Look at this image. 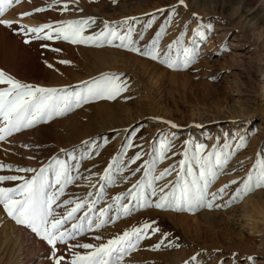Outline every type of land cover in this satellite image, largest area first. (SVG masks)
I'll return each mask as SVG.
<instances>
[{
  "label": "rangeland",
  "instance_id": "rangeland-1",
  "mask_svg": "<svg viewBox=\"0 0 264 264\" xmlns=\"http://www.w3.org/2000/svg\"><path fill=\"white\" fill-rule=\"evenodd\" d=\"M27 2L13 3L5 13L26 5L21 14L31 15H24L25 19L38 16L40 22L4 19V13V20L20 27L15 31L0 25L18 36L19 54L27 62L13 73L2 58L0 71L21 83L69 93L83 92L106 75L118 77L125 85L114 99H90L0 141V164L12 169L0 171V176L30 179L35 172L16 169L39 171L56 160L73 169L75 179L65 187L54 209L59 216L76 202L84 203L64 228L84 223L86 230L66 244H57L56 257L65 258L61 264H67L73 252L87 251L80 247L70 250V246H99L145 223L159 231L149 230L123 264H264V218L252 209L264 213V188L228 203L256 171L257 161L264 160V0H244L243 4L240 0H29L34 7ZM37 8L45 10L36 12ZM76 20L89 21L85 36L105 31V25L121 35L131 30L133 45L120 47L119 40L102 46L72 44L55 36L43 39L45 33L37 38L27 30L45 24L55 28ZM154 42L158 59L143 55ZM184 48L195 53L186 67L170 68L161 62L166 54L172 60L178 55L182 59ZM6 87L0 85V90ZM162 141L170 147L160 160ZM198 145L203 146V155L222 152L225 158L209 192L228 187L213 202V208L178 212L139 207L131 199L129 192L136 191L134 185L147 183V165L155 160L154 174L165 170L171 174L155 182L156 196L145 188L154 205L159 189L168 191L176 182L184 153L191 157ZM192 164L198 174L199 169ZM106 171L110 181L102 179ZM49 176L54 180L52 173ZM21 182L7 181L0 187H15ZM116 197H121L120 205L132 207L130 214L118 215ZM105 209H110L108 222L96 229V217ZM86 212L93 221L92 230H87V221L82 219ZM0 219L17 226L2 206ZM250 223L254 224V234L249 232ZM20 227L25 236L32 233ZM46 245L45 253L53 259L52 248ZM0 261L9 264L8 256Z\"/></svg>",
  "mask_w": 264,
  "mask_h": 264
},
{
  "label": "snow or ice",
  "instance_id": "snow-or-ice-1",
  "mask_svg": "<svg viewBox=\"0 0 264 264\" xmlns=\"http://www.w3.org/2000/svg\"><path fill=\"white\" fill-rule=\"evenodd\" d=\"M20 2L22 0H0V17L13 3ZM57 3H59V0H57ZM63 7L66 9L68 5L65 4ZM44 10L43 8L35 9L36 12ZM24 15H31V13H25ZM0 25L12 27V23L4 19H0ZM88 26V20H76L67 21L55 28L52 25L45 24L28 29V31L35 33L37 38H41L40 34L45 33L43 39L52 40L55 36L57 39H63L72 44H97L102 46L104 43L111 45L113 41L119 40L120 47L133 45L131 30L127 34L121 35L115 30H109L108 26L105 25V31L97 35L85 36L83 33ZM25 43H29V41L25 40ZM131 50L140 51L135 47H132ZM194 54L193 49L184 48L182 59L178 55L175 60H172L166 54L165 59L161 62L167 64L170 68L181 65L186 67L192 62ZM143 55L152 59L159 58V51L155 42L151 49L143 52ZM0 85H7L6 88L0 90V141L6 140L21 130L32 128L38 123L50 120L53 116L63 115L73 107L79 106L90 99H114L125 90V85L119 81L118 77L107 75L87 85L83 92L69 93L67 90L35 87L21 83L3 71H0ZM172 126L175 127V125ZM169 147L170 144L167 142L162 141L160 143V160L165 158ZM203 152V146L198 145L191 157L187 152L184 153L185 159L179 162L180 171L177 173L176 182L168 191H165L164 187L159 189V199L154 205L147 198L145 188L151 189V196H156L155 182L171 174V170H165L158 175L154 174L155 160L147 165L145 171V176L148 178L147 183L134 185L136 191H130L129 196L139 207L154 206L157 209L178 212H192L203 207L213 208V202L228 187L226 185L218 193L209 192L210 185L217 178V169L223 166L225 158L222 152L207 155H203ZM136 159H139V155ZM192 162L199 169L198 174L193 172ZM255 167L256 171L249 174L243 185L237 189L228 202L229 204L236 203L256 189L264 188V160L257 161ZM185 169L186 176L191 177V179L186 178ZM3 170L11 171L12 169L10 167L5 168L3 164H0V171ZM72 170V167L65 161L56 160L47 167L40 168L39 171L35 169H16L19 172H35V175L30 179L16 175L0 176V183L22 181L15 187H0V206L17 225L31 230L32 233L51 246L55 264H61V261L65 259L63 256L56 257L57 244H66L86 230L84 223H73L70 230L64 228V225L72 220L75 214L84 207V203L76 202L74 207L59 216L56 215L54 209V205H56L59 197L63 195L65 187L75 179L71 175ZM49 173L54 175V180L50 179ZM102 179L111 180L108 171L105 172ZM233 183L236 182L233 181ZM115 200L117 201L118 215L131 213L132 207L119 204L121 197H116ZM88 207L91 210L92 205ZM109 211L110 209H105L96 217V229L103 227L108 222L106 217ZM82 219L87 221V230H92L93 221L88 218L87 212ZM149 230L152 233L159 231L158 228L153 227V224L145 223L141 227L125 231L122 235L99 246L90 243L70 246V250L74 247H80L87 251L85 254L73 252L71 260L67 264H123L125 257L137 250L140 241L147 238ZM156 248L158 249L159 245Z\"/></svg>",
  "mask_w": 264,
  "mask_h": 264
},
{
  "label": "bare ground",
  "instance_id": "bare-ground-1",
  "mask_svg": "<svg viewBox=\"0 0 264 264\" xmlns=\"http://www.w3.org/2000/svg\"><path fill=\"white\" fill-rule=\"evenodd\" d=\"M240 1L243 4L244 0H240ZM27 5L29 7H34L31 4L29 5V0L27 2ZM22 6L23 7L19 6L20 8L18 7L14 11L10 10L7 14L5 13L6 16L3 15L4 19H9V20L11 19L17 22L22 21L23 23L26 24H33L40 22L39 20L40 17L38 16H34L33 18L27 17V19H25L24 15H22L21 12H23V9H25L26 5H22ZM3 16L2 18L1 17L0 18L3 19ZM77 17L78 16L76 15H71V18L75 19ZM21 19H25V20H21ZM2 26L0 27V50H1L0 59L4 58L5 62H7L6 64L8 66L7 68H9V71L12 68L11 71L14 73L17 69V66H19L20 68L21 66H24L27 61L23 58L22 55L19 54L20 52L18 49L19 47L18 44L20 43V40L17 38L18 36L17 37L13 36L12 34H10V32L7 29L2 28ZM12 27L15 30L16 28L20 27V25L14 24ZM21 50L23 52L24 49L22 48ZM252 209L253 210L255 209L258 215L264 218V213L262 210H259L255 207H252ZM246 217L248 220H252L249 216ZM1 219H0L1 221L0 223H3V225L0 226L1 227L0 255H2L0 257V260L2 259V257L8 256L9 264H53L54 263L52 261L54 258L53 259L49 258L45 253V249H47L46 248L47 245L45 241L43 240L38 241L36 239L37 238L36 235L33 233L27 234L29 236H25L20 226L18 225L16 226L15 224L5 223L4 222L5 220L4 219L1 220ZM248 227H249V232L254 234V232L256 231L254 228V224L250 223L248 224ZM12 236L14 237L13 239L11 238ZM58 252L59 254H61L63 253V250ZM67 255L70 257L69 250Z\"/></svg>",
  "mask_w": 264,
  "mask_h": 264
}]
</instances>
